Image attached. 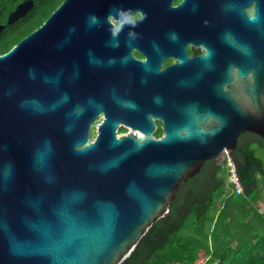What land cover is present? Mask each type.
I'll use <instances>...</instances> for the list:
<instances>
[{"label":"water","instance_id":"water-1","mask_svg":"<svg viewBox=\"0 0 264 264\" xmlns=\"http://www.w3.org/2000/svg\"><path fill=\"white\" fill-rule=\"evenodd\" d=\"M115 2L64 0L0 54V264H120L206 160L236 165L241 134L264 138V0L224 1L210 80L162 95L124 94L113 78L115 38L98 24ZM119 121L131 131L116 135Z\"/></svg>","mask_w":264,"mask_h":264},{"label":"trees","instance_id":"trees-1","mask_svg":"<svg viewBox=\"0 0 264 264\" xmlns=\"http://www.w3.org/2000/svg\"><path fill=\"white\" fill-rule=\"evenodd\" d=\"M19 0H0V54L38 27L61 0H37L7 24ZM242 192L228 183L225 163L206 160L182 183L158 219L120 264H264V138L241 134L234 149Z\"/></svg>","mask_w":264,"mask_h":264},{"label":"flooded vegetation","instance_id":"flooded-vegetation-1","mask_svg":"<svg viewBox=\"0 0 264 264\" xmlns=\"http://www.w3.org/2000/svg\"><path fill=\"white\" fill-rule=\"evenodd\" d=\"M24 1L19 0L8 13L7 24L21 19L37 0H31L29 9L9 23L10 13ZM224 1L116 0L114 13H108L106 17L109 26H105L102 20L98 29L101 37L106 31L115 38L110 49L118 60L119 72L113 78L124 87L122 93L162 95L169 81L181 78L210 80L214 69L210 68V64L214 62L217 48L222 47L216 42L217 24H224L228 15L223 7ZM0 25L4 27L2 22ZM206 54L208 62L205 63L201 58ZM148 112L151 135L159 138L164 134L160 117L162 108L151 107ZM102 120L103 111L92 123V140ZM129 131V124L118 122L116 135ZM133 132L141 134L136 129Z\"/></svg>","mask_w":264,"mask_h":264},{"label":"built area","instance_id":"built-area-1","mask_svg":"<svg viewBox=\"0 0 264 264\" xmlns=\"http://www.w3.org/2000/svg\"><path fill=\"white\" fill-rule=\"evenodd\" d=\"M225 163L227 172H228V183L231 184L232 189L236 193L242 192V187L239 183L237 172H236V165L233 161V159L228 155L227 152H225V158L223 160Z\"/></svg>","mask_w":264,"mask_h":264}]
</instances>
